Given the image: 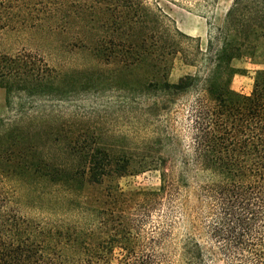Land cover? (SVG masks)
I'll use <instances>...</instances> for the list:
<instances>
[{
    "label": "trees",
    "instance_id": "obj_1",
    "mask_svg": "<svg viewBox=\"0 0 264 264\" xmlns=\"http://www.w3.org/2000/svg\"><path fill=\"white\" fill-rule=\"evenodd\" d=\"M5 29L75 30L94 72L143 70L119 88L154 93L156 113L178 96L191 100L187 151L149 159L152 139L178 144L163 124L140 149L69 133L57 106L72 94L64 83L75 71H58L35 50H0L9 111L0 116V264H209L215 256L264 264V70L248 93L230 85L240 72L232 60L253 54L264 36V0H233L205 51L146 0H0ZM177 54L195 72L172 83ZM147 170L158 172L157 187L115 185L103 201L83 194L87 184ZM23 198L48 215H23Z\"/></svg>",
    "mask_w": 264,
    "mask_h": 264
},
{
    "label": "rangeland",
    "instance_id": "obj_2",
    "mask_svg": "<svg viewBox=\"0 0 264 264\" xmlns=\"http://www.w3.org/2000/svg\"><path fill=\"white\" fill-rule=\"evenodd\" d=\"M146 1L152 5L157 4L180 31L192 38V46L198 45L205 51L210 37L213 38L214 43L216 42L218 29L233 0ZM79 38L73 29L51 35L5 29L0 30V50L8 53L21 48L35 50L58 71L64 73L75 71L65 79L64 83L71 85L72 94L58 100L57 106L60 120L67 124L69 133L101 134L104 142L127 143L131 147L140 149L138 146L144 138L152 136L155 125L163 124L169 136L178 138V144L174 145L175 141L171 140L162 145L152 139L147 147L150 154L146 153L149 159H156L160 153L174 155L179 154L180 151L186 152L189 143L187 116L191 95L184 94L174 98L166 109L156 113L154 93L141 94L138 90L127 89L129 86L124 89L119 88L125 78L132 82L141 79L142 69L127 74L123 69L114 72L115 68L108 65L103 71L96 73L89 68L96 60L89 50L82 47ZM249 52L232 60V65L240 72L233 76L230 85L233 90L242 93L250 91L255 72L264 70V36L259 37L258 49L253 54ZM194 72L195 67L185 64L181 55L177 54L173 59L168 79L172 83L177 82L179 77ZM113 75L115 76L112 77ZM8 115L9 111L5 108V92L0 88V116ZM155 115L158 118H155ZM124 134H129L132 140H124L122 138ZM136 159H139V156H136ZM171 163L167 161L166 165ZM158 184V172L147 170L134 175L106 177L99 185L87 184L83 194L98 197L103 201L109 188L115 185L129 191L139 187L155 188ZM18 207L27 217L41 218L48 215L46 211H42L25 198L20 201ZM180 231H185L182 225ZM209 264H223V262L215 256Z\"/></svg>",
    "mask_w": 264,
    "mask_h": 264
}]
</instances>
